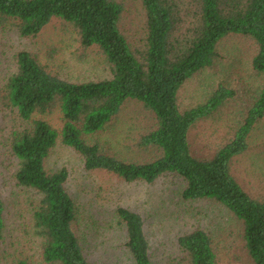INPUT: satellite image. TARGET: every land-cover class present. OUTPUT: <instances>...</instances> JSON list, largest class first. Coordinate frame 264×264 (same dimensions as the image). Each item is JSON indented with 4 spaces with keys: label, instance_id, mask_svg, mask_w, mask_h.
<instances>
[{
    "label": "trees",
    "instance_id": "trees-1",
    "mask_svg": "<svg viewBox=\"0 0 264 264\" xmlns=\"http://www.w3.org/2000/svg\"><path fill=\"white\" fill-rule=\"evenodd\" d=\"M142 36L130 40L121 28L122 0H0V29L11 28L31 39L52 18L69 24L82 47H97L109 76L72 82L46 69L32 52L14 54L16 70L1 89V102L31 124L12 131L9 146L17 159L18 186L40 195L32 228L40 239L43 264H94L85 256L74 228L79 209L68 193L67 171H47L45 159L59 140L78 153L86 170L101 169L126 182L152 183L165 173L180 177L183 200H206L226 208L241 223L243 248L251 264H264V197L251 196L231 172L232 161L248 148L254 125L264 117V85L249 95L245 115L209 157L192 153L189 131L215 113L233 91L222 85L196 105L182 107V85L211 68L219 44L229 36L256 46L252 69L264 71V0H139ZM140 34V35H141ZM127 100L149 116L138 147L153 152L149 160L125 159L108 152L98 134L107 130ZM57 105L58 130L43 118L31 119ZM0 198V253L5 229ZM124 227L131 264H153L141 216L128 208L113 211ZM182 264H217L212 235L197 228L177 238ZM13 264H31L18 259Z\"/></svg>",
    "mask_w": 264,
    "mask_h": 264
},
{
    "label": "rangeland",
    "instance_id": "rangeland-1",
    "mask_svg": "<svg viewBox=\"0 0 264 264\" xmlns=\"http://www.w3.org/2000/svg\"><path fill=\"white\" fill-rule=\"evenodd\" d=\"M122 2L125 6L121 28L132 41L142 36L141 7L139 0ZM21 49L35 54L48 71L72 82L109 76L100 50L95 46L82 47L69 24L52 18L31 39L22 38L14 28L0 29V97L7 77L16 70L14 54ZM218 51L217 62L186 81L179 90L182 107L203 102L219 85L234 92L215 113L190 129V149L200 157L211 156L229 138L234 125L246 113L249 95L264 85V71L256 72L251 66L256 51L253 41L229 36L221 41ZM36 118H43L58 130L61 128L62 114L57 105L31 116ZM30 124L0 99V198L5 207L0 264H13L18 259L43 264L40 239L32 228V214L40 195L16 184L14 173L18 163L9 146L12 131ZM148 124L149 116L140 103L127 100L121 113L98 138L110 153L125 159L149 160L153 152L137 145ZM45 168L66 169L65 187L79 209L74 228L85 256L94 264H131L124 245V227L117 223L113 212L118 207L141 216L153 264H182L177 238L197 228L212 235L217 264H251L243 248L240 221L219 204L183 200L184 182L173 173H165L152 183L126 182L105 170H86L81 156L59 140L45 159ZM231 172L251 196L264 197V117L250 132L247 150L233 159Z\"/></svg>",
    "mask_w": 264,
    "mask_h": 264
}]
</instances>
